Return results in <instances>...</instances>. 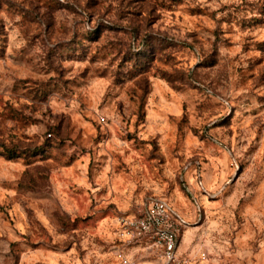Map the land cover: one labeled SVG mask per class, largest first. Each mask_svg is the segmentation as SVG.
Here are the masks:
<instances>
[{
  "label": "rangeland",
  "instance_id": "1",
  "mask_svg": "<svg viewBox=\"0 0 264 264\" xmlns=\"http://www.w3.org/2000/svg\"><path fill=\"white\" fill-rule=\"evenodd\" d=\"M155 198L264 264V0H0V264H121Z\"/></svg>",
  "mask_w": 264,
  "mask_h": 264
},
{
  "label": "built area",
  "instance_id": "2",
  "mask_svg": "<svg viewBox=\"0 0 264 264\" xmlns=\"http://www.w3.org/2000/svg\"><path fill=\"white\" fill-rule=\"evenodd\" d=\"M117 224L120 245L114 254L121 264H144L136 257L141 251L156 252L163 264L195 261L193 256L178 252L183 220L167 200L151 199L139 214L121 217ZM206 258L201 254V260Z\"/></svg>",
  "mask_w": 264,
  "mask_h": 264
},
{
  "label": "crops",
  "instance_id": "3",
  "mask_svg": "<svg viewBox=\"0 0 264 264\" xmlns=\"http://www.w3.org/2000/svg\"><path fill=\"white\" fill-rule=\"evenodd\" d=\"M181 250H182V245H181V246L179 245L178 252L180 253ZM180 254H182V253H180ZM191 256H192V255H191ZM159 261H160V260H159ZM159 261H158V262L156 261V263H159ZM152 262H154V261H152ZM154 263H155V262H154ZM160 264H163V262L160 261ZM192 264H197V263H196V262H193Z\"/></svg>",
  "mask_w": 264,
  "mask_h": 264
}]
</instances>
